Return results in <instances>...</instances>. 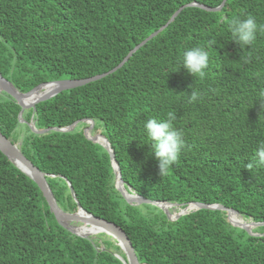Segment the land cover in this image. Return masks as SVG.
I'll list each match as a JSON object with an SVG mask.
<instances>
[{
    "label": "trees",
    "instance_id": "1",
    "mask_svg": "<svg viewBox=\"0 0 264 264\" xmlns=\"http://www.w3.org/2000/svg\"><path fill=\"white\" fill-rule=\"evenodd\" d=\"M224 0H0V73L20 92L64 80L111 72L166 26L184 6L219 8ZM243 14V15H242ZM253 15L264 24V0H228L219 13L188 8L163 33L113 75L65 91L23 113L0 95V132L42 173L60 206H80L114 223L129 237L140 264H264V227L236 228L226 212L200 210L170 219L151 205H130L116 189L109 152L88 140L108 139L125 187L140 197L186 209L221 205L264 223V168L254 163L264 141V33L254 44L232 41L225 17ZM209 52L203 79L182 64L185 50ZM192 90L200 93L189 103ZM175 112L184 147L160 175L144 130L150 118ZM89 135V132H88ZM192 207V206H191ZM173 211V210H172ZM97 236V235H96ZM88 239L61 226L37 184L0 151V264H123L117 242L105 234Z\"/></svg>",
    "mask_w": 264,
    "mask_h": 264
},
{
    "label": "water",
    "instance_id": "2",
    "mask_svg": "<svg viewBox=\"0 0 264 264\" xmlns=\"http://www.w3.org/2000/svg\"><path fill=\"white\" fill-rule=\"evenodd\" d=\"M228 0H224V3L222 4L221 7L219 8H209L203 5L199 4H191L182 7L170 20V22L161 28L158 32L153 34L149 39H147L145 42L137 46L131 53L130 55L114 70H112L109 73L96 76L93 78L85 79V80H64L60 82H53V83H46L38 86L37 88L33 89L31 92L24 94L20 92L14 85L9 83L6 79L3 78V76L0 73V95L3 93H6L10 95L13 99L16 100V102L21 106L22 112L20 114V121L25 123L22 119L23 113L26 110L29 109H35L36 106L42 102H46L59 94L68 91V90H73L76 88L84 87L86 85H89L91 83H95L98 81H101L114 73L118 72L120 69H122L128 62L129 60L143 47H145L150 41L158 37L161 33H163L172 23L175 22V20L182 14V12L188 8H199L204 11L210 12V13H219L221 12ZM46 86H55L56 89L52 93H47L45 96H43L41 99L32 102L30 104L26 103V99L31 97L34 93H36L38 90L46 87ZM81 123H88L89 126L85 130V136L88 140L101 145L103 148H105L111 157V163L112 167L114 170V174L116 176V189L121 193V195L125 198V200L132 206H140V205H151L158 207L159 209L163 210L165 214L170 218L174 220H179L180 218L190 214L191 212H197L200 210H211V211H222L226 212L230 218L231 214L238 215L242 220L244 218L238 214L236 211L231 210V209H226L225 207L221 205H204V204H194L188 206L186 209H181L180 206L178 205H173V204H168V203H160V202H152L149 200H146L142 197H140L138 194H136L131 188H126L125 183L122 178V173L120 166L118 162L116 161L115 153L111 147L110 142L106 137L103 135H97L95 138H91L88 135V132H92L94 130L95 124L94 121H88L85 120L83 122H77L74 125L65 128V129H52V130H46V131H38L35 128V124L32 123L30 124V128L32 129L33 132L37 134H46L50 131H56L60 133H70L73 132ZM21 145H14L10 140L6 139L0 132V151L13 163L17 166L19 170H21L24 174H26L31 180H33L41 192L44 195V198L47 200L51 213L54 214L56 220L58 223L69 230L72 234L88 239L90 237H93L94 235H80L78 233V229L84 227V226H89V227H95V226H100L106 231H109L112 236L108 235L106 231H103L102 233L99 234H105L107 236L112 237L114 240L118 242V245L120 246L121 250L124 252V254L127 257V260L123 259L122 257L118 256V258L124 263V264H140L138 257L136 255V252L134 250V247L129 239V237L126 235V233L117 225L114 223L107 222L105 220L98 219L94 217L91 214H88L79 204L76 193L72 187L71 184H69L71 193L73 195V198L75 202L79 205V211L76 214H69L63 211L49 184L47 181V175L42 173L36 166L33 165V163L26 158V156L22 153L21 151ZM193 206V207H191ZM180 209V212L177 214H172V210ZM81 224L80 227L75 226ZM233 226L236 228L242 229L247 231L250 234H253V231L255 228H260L264 227V223H255L249 220V222L241 224V223H232ZM105 232V233H104ZM98 234V235H99ZM258 237H264L263 235H256Z\"/></svg>",
    "mask_w": 264,
    "mask_h": 264
},
{
    "label": "clouds",
    "instance_id": "3",
    "mask_svg": "<svg viewBox=\"0 0 264 264\" xmlns=\"http://www.w3.org/2000/svg\"><path fill=\"white\" fill-rule=\"evenodd\" d=\"M243 15V14H242ZM225 23L232 36V41L240 45L252 46L257 39V33H264V24H258L256 18L247 14L244 18L240 16L225 17ZM183 69L193 77L203 79L205 70L209 66V52L202 46H194L185 50L181 57ZM200 99V93L192 90L188 102L196 103ZM260 101V112H264V88L256 95L255 101ZM176 119L175 112H168L167 119L158 120L150 118L144 123V130L151 141V154L157 160L159 174H167L170 168L178 161L182 148L184 147V133L175 128L173 121ZM264 168V141L259 142L254 154V163L246 165Z\"/></svg>",
    "mask_w": 264,
    "mask_h": 264
},
{
    "label": "bare ground",
    "instance_id": "4",
    "mask_svg": "<svg viewBox=\"0 0 264 264\" xmlns=\"http://www.w3.org/2000/svg\"><path fill=\"white\" fill-rule=\"evenodd\" d=\"M56 89V87L55 86H46V87H44V88H42V89H40V90H38L36 93H34L31 97H29L28 99H26L25 101H26V103H28V104H30V103H32V102H35V101H37V100H39V99H41L43 96H45L47 93H52L54 90ZM89 121V120H88ZM89 125V124H88ZM89 137H91V138H95L96 136L95 135H93L92 134V132H89ZM22 151V150H21ZM193 207V206H192ZM231 216L237 221V223H241V224H244V223H247V222H249V220H246V219H244V220H242L238 215H234V214H231ZM250 221H252V220H250ZM253 222V221H252ZM256 229V228H255ZM254 229V230H255ZM103 231H106V229H104V228H102V227H100V226H95V227H89V226H84V227H82V228H80V229H78V233L80 234V235H98L99 233H102ZM105 233V232H104ZM106 233H108V235H110V236H112L113 237V235H111L110 234V232L109 231H106ZM105 233V234H106ZM100 236V235H99ZM112 237H110V238H112ZM112 240H114L113 238H112ZM114 241H116V240H114ZM117 242V241H116ZM118 243V242H117ZM118 256L119 255H116V257L118 258ZM126 256V255H125ZM121 257V256H120ZM123 259H125L124 257H122ZM119 259V258H118ZM120 260V259H119ZM125 260H127V257H126V259ZM121 261V260H120ZM122 262V261H121ZM123 263V262H122ZM124 264V263H123Z\"/></svg>",
    "mask_w": 264,
    "mask_h": 264
},
{
    "label": "rangeland",
    "instance_id": "5",
    "mask_svg": "<svg viewBox=\"0 0 264 264\" xmlns=\"http://www.w3.org/2000/svg\"><path fill=\"white\" fill-rule=\"evenodd\" d=\"M10 83V82H9ZM12 84V83H11ZM13 85V84H12ZM180 212V209H176V210H173L171 213L172 214H177V213H179ZM75 226H78V227H80L81 226V224H79V225H75ZM99 235H101V234H99ZM99 235H95L96 237H98ZM108 237H110V236H108ZM116 242V241H115ZM117 245H118V243H117ZM119 246V245H118ZM119 248H120V246H119ZM121 249V248H120ZM121 253H123L124 254V252L121 250ZM117 255H119V256H121V257H123L122 255H120V254H117ZM125 255V254H124Z\"/></svg>",
    "mask_w": 264,
    "mask_h": 264
}]
</instances>
